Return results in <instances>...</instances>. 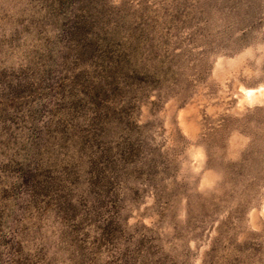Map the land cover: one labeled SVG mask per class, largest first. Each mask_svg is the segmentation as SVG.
Returning <instances> with one entry per match:
<instances>
[{"label":"rangeland","instance_id":"1","mask_svg":"<svg viewBox=\"0 0 264 264\" xmlns=\"http://www.w3.org/2000/svg\"><path fill=\"white\" fill-rule=\"evenodd\" d=\"M0 264H264V0H0Z\"/></svg>","mask_w":264,"mask_h":264}]
</instances>
